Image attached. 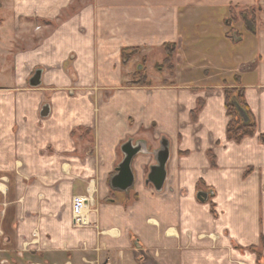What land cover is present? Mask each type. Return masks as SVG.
I'll return each mask as SVG.
<instances>
[{
  "label": "crops",
  "instance_id": "crops-1",
  "mask_svg": "<svg viewBox=\"0 0 264 264\" xmlns=\"http://www.w3.org/2000/svg\"><path fill=\"white\" fill-rule=\"evenodd\" d=\"M231 7L257 8L256 27L228 23ZM157 53L161 74L132 84ZM236 77L257 123L241 141L227 135ZM262 133L264 0H1L0 264H264ZM128 141L143 151L122 190Z\"/></svg>",
  "mask_w": 264,
  "mask_h": 264
},
{
  "label": "trees",
  "instance_id": "trees-1",
  "mask_svg": "<svg viewBox=\"0 0 264 264\" xmlns=\"http://www.w3.org/2000/svg\"><path fill=\"white\" fill-rule=\"evenodd\" d=\"M1 6V0H0ZM257 9L255 7H250L246 9L237 10V7H231V17L228 23L237 22L240 18H243L251 24V26L256 27L257 25ZM166 56L163 64L160 66H168V68L174 70V56L176 52V46L173 43H168L165 45ZM138 53V49H124L123 50V61L125 63L130 60V58ZM146 61V60H145ZM137 77H134L132 84H144L146 83L147 75L145 62L142 64V68L138 69L136 72ZM238 85L235 87H228L225 90L226 93V108L227 113L230 116V122L227 128V135L229 139L236 141H241L245 137L253 135L256 132V118L252 113L245 97V88L241 85L239 77H236ZM261 143L264 144V133L259 137Z\"/></svg>",
  "mask_w": 264,
  "mask_h": 264
},
{
  "label": "water",
  "instance_id": "water-1",
  "mask_svg": "<svg viewBox=\"0 0 264 264\" xmlns=\"http://www.w3.org/2000/svg\"><path fill=\"white\" fill-rule=\"evenodd\" d=\"M142 65L138 67L141 69ZM41 70H37L30 80L32 86H38L41 83ZM49 113V106L45 105L42 110V115L46 116ZM167 139L162 140V148L157 152V164L151 167L148 175V182H151L157 190H161L167 176L166 163L169 159V147ZM124 153V159L117 167V173L111 179V185L114 188L126 190L134 184L135 176L131 168V163L135 155L142 152V147L134 145L132 141L124 143L121 147ZM198 198L205 201L208 198V193L205 191L198 192Z\"/></svg>",
  "mask_w": 264,
  "mask_h": 264
},
{
  "label": "built area",
  "instance_id": "built-area-1",
  "mask_svg": "<svg viewBox=\"0 0 264 264\" xmlns=\"http://www.w3.org/2000/svg\"><path fill=\"white\" fill-rule=\"evenodd\" d=\"M90 197L87 195H76L73 198V220L75 225L84 226L88 224L86 209L89 205Z\"/></svg>",
  "mask_w": 264,
  "mask_h": 264
},
{
  "label": "rangeland",
  "instance_id": "rangeland-1",
  "mask_svg": "<svg viewBox=\"0 0 264 264\" xmlns=\"http://www.w3.org/2000/svg\"><path fill=\"white\" fill-rule=\"evenodd\" d=\"M256 9H257V8H256ZM233 31H234V33H237L236 30H233ZM133 57H134V55L130 58V60H128V62L131 61V59H132ZM163 57H164V56L161 55L160 53H157V54L152 55V56L149 57V61H148V63H147V70H146V73H147L148 76H150V78H154L155 76L161 74L160 69L156 67V63H157V62H159V63L162 62ZM142 60H143V59H142ZM143 62H144V60H143ZM131 68H132V69H131V70H132V73H131V75H129V76H130V77H131V76H133V77H137V75H136L137 70H135L134 66H132ZM86 225H87V224H86Z\"/></svg>",
  "mask_w": 264,
  "mask_h": 264
}]
</instances>
